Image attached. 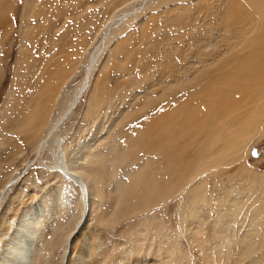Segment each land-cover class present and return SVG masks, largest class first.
I'll return each mask as SVG.
<instances>
[{
    "label": "rangeland",
    "instance_id": "374dc122",
    "mask_svg": "<svg viewBox=\"0 0 264 264\" xmlns=\"http://www.w3.org/2000/svg\"><path fill=\"white\" fill-rule=\"evenodd\" d=\"M128 1L0 0V21L10 22L13 29L10 34L8 24L0 31V143H4L0 150V188L10 183L0 196V214L6 209L12 210V205L18 201L39 195L52 183H57L65 191L69 205L57 214L53 227L46 226L45 246L50 241L58 242L60 246L54 245L58 247L57 254L50 262L58 264L64 252L60 226L72 216H75L74 221L80 220L81 211L78 186L48 167L54 164V156L49 154L57 149L53 141L63 139L70 166L87 170L95 178V186L88 180L95 208L90 226L94 236L100 234L106 241L99 252L122 255L129 264H239V261L248 264V257L241 260L240 256L252 250L245 247L239 250L240 240L248 230L253 232L250 227L264 225V212L260 215L259 210L252 211L264 203V180L258 176L256 183L261 185L243 196L239 192L242 184L239 164L264 175V136L249 147L243 162L229 166L226 172L216 170L205 178L198 175L192 179L190 174V169L199 162V145L185 146L177 142L175 147H168L160 142L155 148L153 145L143 147L147 141L156 142L153 137L158 111L164 118H169L171 113L175 125L193 122L194 135L201 136L200 141L204 143L210 140L209 132L200 130L198 119L180 115L187 112L191 97L190 103L199 106L200 96H195L194 80L205 77L200 86L211 94L215 91L209 84L213 72L205 74L201 70L206 71L209 63L221 57L232 43L223 30V14L239 0H147L145 5L138 0L121 8V4ZM139 7L143 11L136 13ZM12 8L14 11L10 13ZM114 10L119 12L114 13ZM122 12L127 13L121 20H125L124 24L117 25ZM134 14L138 16L130 19ZM107 25L109 31H104ZM105 33H111L110 40L104 41L99 51ZM233 35L239 40V35ZM20 51H26L25 56ZM198 61L199 65H195ZM88 68L90 75L81 98L46 139L51 124L68 109L85 82ZM166 84L176 90L170 92L169 104L158 98L159 92L165 90L161 87ZM188 90H191L189 97ZM219 91L227 93L230 103L236 102L237 90L233 97L229 91ZM219 99L226 102L221 96ZM37 102L39 120L32 123L27 135L20 131V124L24 115L34 111ZM174 132L175 137H186L189 128L181 127ZM38 135L41 139L44 137L40 155ZM172 154L176 155L175 160ZM157 159L161 161L157 163ZM169 159L172 163H168ZM155 163L162 172V166L167 165L164 170L168 172H163L165 176L161 174L160 181L174 184L172 189L169 186L170 195L160 189L145 204L132 205L135 197L131 196L129 206H116L123 189L129 187L143 169L148 179L156 168ZM147 179L142 184L150 183ZM155 179L153 182L158 184ZM202 181L207 183L203 186ZM162 192L167 195L161 199ZM229 196L242 201L247 197L235 218L237 221L232 219V225L225 231L226 239L234 242L230 250L222 241L225 237L218 224L227 207L223 202ZM193 201H199L200 205L196 206ZM210 209L212 212H207ZM250 215L254 216L252 221ZM205 239L208 241L204 242ZM252 240L255 242L258 237ZM82 243L85 244V239L73 240L75 254ZM224 252L229 257L220 259ZM263 254L264 248L257 249L254 257ZM262 261L264 264V258Z\"/></svg>",
    "mask_w": 264,
    "mask_h": 264
},
{
    "label": "bare ground",
    "instance_id": "6f19581e",
    "mask_svg": "<svg viewBox=\"0 0 264 264\" xmlns=\"http://www.w3.org/2000/svg\"><path fill=\"white\" fill-rule=\"evenodd\" d=\"M135 1L138 0H130L128 2L122 3L121 8ZM142 1L144 4L142 3ZM145 1L147 0H140V4L145 5ZM118 10H114V13L119 12ZM12 11H14V8L11 9L10 13ZM142 11L143 8L139 7V10H136V13H140ZM121 14L123 15H120V17H118L117 25L124 24L125 20H121L123 19V17H125V15H127V13L122 12ZM136 16L138 15L134 14L130 19H133ZM223 20V30L225 32V35L228 36L226 39L231 40L232 43L229 45L228 50L221 57H217L216 61L209 63L211 65L206 67V71L204 70V68L201 70L205 74L206 72H213V76L209 79V84L214 86L215 91L213 92V94H211L209 91H206L203 86H200V83H202V80L205 77L201 78L200 80H194L197 89V93L195 96H200L199 106L198 104L190 103L192 99L191 97L189 98L190 101L186 106L187 112L184 115H180L184 117L188 116L192 120L198 119L200 122V130L208 131L210 134V140L207 139V143H204L200 141L201 136L197 137L194 135L193 122L186 123L183 126L178 124L175 125L171 113L169 114V118H164L161 112L158 111L155 117V119H157V126L155 128L156 135H154V137L152 136L153 138H155L154 140H156V142L153 141L152 143H149V141H147L143 144L144 149H147V147L149 148V146L152 147V145L153 148H155L156 145L160 142H165L168 147H175V144L177 142L185 146L199 145V154L197 158L199 159V162L195 167L190 169L192 179L198 175H202L205 178L206 176L213 174L216 170H222L221 172H226V169L229 166L236 165V163L238 164L239 161L243 162V159L247 156L249 147L259 138L264 136V0H239L230 11L227 10L223 14ZM8 24L11 27V34L13 32L12 25L10 22L8 23L5 20L0 21V31ZM104 31H109L108 25L104 28ZM230 32L239 35V40L236 39L235 36ZM110 36L111 33H105V35L101 37V45H99V51H101L100 47H103V42L110 40ZM211 47H213L212 43L209 42V48ZM25 48L26 47L24 46V49ZM20 53L22 56H25L26 51H20ZM96 53L99 52L96 51ZM194 64L199 65V61L195 62ZM209 68L212 69L210 70ZM89 71L90 68H88L87 74L85 76V82L76 92L71 105L49 127L46 139L50 138L53 135L55 129L63 123V120L67 118L68 114L75 108L85 90L86 84L88 83V78L90 75ZM172 88L173 86H170L169 84H166L165 87H161V89L165 90H159L160 92L158 98L165 99L167 103H170L171 98L169 96L170 92L173 90ZM191 90H188L187 92L188 97L191 93ZM219 90L229 91L232 97L234 96V92L237 90L238 95L236 102L230 103L227 93ZM59 91L60 90H58V95ZM220 96L223 97L226 102H223V100L219 99ZM200 105L203 106V109H201ZM38 111L39 103L37 102L34 106V111L26 116H23L25 117V119L20 124V127L22 129L20 131L22 133L28 135L27 130L31 127L32 123L39 120ZM41 122H44V120H41ZM181 127L189 128L188 135L186 137L173 136V133H175L174 129L178 131V129ZM257 133L260 134L256 135ZM36 139H41V136L38 135ZM43 139L44 137L41 139V141L38 142L39 144L37 145V151L39 152V155L42 152L44 146ZM62 141L63 139H55V141H53L57 149H55L54 154H49L54 156V164L48 167H50V169L54 171L57 170L60 175L71 179L78 186L80 191L81 211L80 220L74 221L75 216H72L68 221L61 224L60 226V229L63 230L61 240L63 242L62 244L64 246V252L59 257L58 264H129L124 260L122 255H104L102 252H99L100 246L103 245L106 241L100 234H96L94 236L93 229L90 226V222L94 217L95 208L92 206V201L89 194L88 180L91 181L92 186H95V178L93 174L87 170L81 169L79 167L73 168L70 166L67 153L63 148ZM3 147L4 143L2 142L0 143V150H2ZM51 151H53V147H51ZM176 155L173 156L172 154L170 156H172L173 159V157H175ZM80 158L81 156H79V159ZM158 159L156 160L157 163L161 161ZM168 161V163H172L170 162L172 160L169 159ZM173 164H175V162ZM158 165L154 166L156 168L152 169V174L151 176H148V179L145 177L146 173L144 169L140 173H138L132 184L129 187H125L123 189L120 195V200H117L115 202L116 206L120 205L122 208L129 206V198L131 196L135 197L132 205L145 204L147 202H150L154 198V195L160 189H163L169 194L171 191L169 189V186L172 189V187H174L172 186L173 183L170 182L171 185H169L170 183L168 181L169 184L167 183V185L164 180V184L162 183V180L160 181V178L162 177L161 174L164 175L165 172H168L164 170L165 168L167 169V165H165V168H163L162 166L163 172L165 171L164 173L160 170L161 168H157ZM146 166H149V162L146 163ZM176 166L178 167V165ZM239 167L241 169L239 182L242 183L240 187L241 190L239 192L244 196L248 195L249 192H252L255 186L261 185L256 183V178L259 176L264 180V175L258 174L254 170H248L244 164H239ZM155 176H157L158 181L157 179H155ZM170 178H167V180H171ZM146 179L149 180L148 182L150 183L146 184L144 182L145 184H142V182ZM150 179L152 181H150ZM154 179L158 184L153 182ZM186 179L188 180V176ZM207 182H203V186ZM9 187L10 183H6L3 187H1L0 196H3L4 192ZM176 190H178V188H176L175 191ZM204 190L206 191L205 187ZM167 193H160V198H164ZM226 193L230 195L229 192ZM231 193L234 192H232L231 190ZM171 194L173 195L174 193ZM221 196H219V200L221 199ZM231 196L227 198L225 203L223 202V204L227 206L225 207V214L223 218L218 219L219 228L222 230L223 236L225 237L222 241L223 243H225V246L226 248H228V250H230L234 246V242L233 240L231 241L230 239H226L225 231L228 225L230 226L232 219L237 221L235 218H237L238 216V211L240 210L241 205H243V201L247 200L246 196V199H243V201L242 199L236 200L237 198L234 199ZM199 201H193L192 203L196 204L197 206L200 205V202H202ZM220 202H222V200ZM248 202L249 201H247V203ZM210 204L211 206H213L212 202H210ZM68 205L69 204L68 200L66 199L65 191L61 187H59L57 183L54 182L48 188L43 190V192L39 195L29 197L25 200H20L15 205H12V210L8 211L6 209V212L1 213L0 264H50L52 258H54L58 251V247H54V245L59 244L56 241H50L49 245L45 246V229L47 225H50L52 227L54 226L53 222L55 217L59 212L65 210ZM258 208L259 209L252 211L254 212L259 210L258 212L260 213V215H262V212H264V203ZM216 210L220 212V209ZM218 211H215V213L218 216H221ZM207 212L212 211L210 209L207 210ZM253 212L252 214L254 215ZM257 213L256 215H258ZM253 217L254 216L251 217V220L249 218V220L252 221ZM244 221L245 220H243V223ZM262 222L264 223V220ZM70 227L72 228L69 229ZM250 228L253 229V232H250L251 230H248V233H246L245 235L243 234L242 240L239 239L242 242L239 250H243L245 247L246 249L249 248L250 250H252V252H241L242 254L240 256V259L243 260L244 257H248V259L250 260L248 264H262L264 254L259 257V259L254 257V252L257 251V249L264 248V225L262 227H258V225H256ZM254 229H256L257 231H254ZM245 230L243 231L246 232ZM254 236L258 237V240L255 242H253L252 240ZM77 238H81L82 240L85 239V244L82 243L80 250L77 252V254H75L72 250V242ZM92 241H94V243H90ZM207 241L208 239L204 240V242ZM228 257L229 255L226 252L220 254V259ZM2 258L9 259L2 260ZM241 262L242 261H239L238 263L240 264ZM242 264L244 263L242 262Z\"/></svg>",
    "mask_w": 264,
    "mask_h": 264
}]
</instances>
